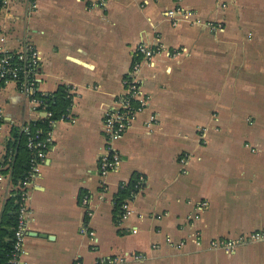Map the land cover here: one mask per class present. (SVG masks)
Returning a JSON list of instances; mask_svg holds the SVG:
<instances>
[{"label": "crops", "instance_id": "crops-1", "mask_svg": "<svg viewBox=\"0 0 264 264\" xmlns=\"http://www.w3.org/2000/svg\"><path fill=\"white\" fill-rule=\"evenodd\" d=\"M6 1L4 47L38 51L42 93L73 90L72 120L53 127L27 188L21 264H264V241L211 246L264 229V0ZM141 43L181 53L142 65L147 104L113 142L119 168L101 176L104 119ZM0 112L1 162L12 126L39 114L14 82L0 86ZM140 176L117 216L120 185ZM20 187L0 173V210Z\"/></svg>", "mask_w": 264, "mask_h": 264}, {"label": "built area", "instance_id": "built-area-1", "mask_svg": "<svg viewBox=\"0 0 264 264\" xmlns=\"http://www.w3.org/2000/svg\"><path fill=\"white\" fill-rule=\"evenodd\" d=\"M7 1L3 0L0 9L5 7ZM93 5L103 6L106 0H93ZM179 9H171L166 12L167 17L174 24L177 22V13ZM185 14V13H183ZM5 35L0 33V86L8 82H14L20 92L25 94L29 103L32 105L33 110L39 114V118H48V124L50 130L46 133L45 137L40 139L38 133L30 135L27 145L30 148L36 149L35 154L31 158L30 169L27 176L21 182L20 203L17 210V224L13 234V246L11 257L8 264H21V258L25 252L24 250V238L26 225L28 220L29 210L26 204L27 200V188L29 187L33 178L37 175L38 167L44 162L47 154V145L52 143V129L55 127L58 121L72 120L70 109L65 117L59 120H51L50 113L45 110V106L42 105L40 100L36 98V94L39 92L44 94L39 89L40 84V61L38 51L30 44L24 45L17 50H11L4 47ZM166 52L168 56H177L181 52L179 50H166L162 45L148 46L146 44H138L135 47L134 54L135 60L132 62L130 69L124 77L123 84L125 86V94L117 99V106L115 109L107 113L104 123L103 131L105 133V152L99 156V173L101 176H106L108 173L115 171L119 168L121 157L119 152L114 148L113 142L120 138L127 128L134 121L137 113L143 109L147 104L149 97L145 96L142 92V81L140 78V71L142 65L152 64L153 59L159 53ZM69 93L72 96L73 90L69 88ZM1 117V112H0ZM24 131L28 132V127H24ZM141 176L136 180L134 190L130 191L128 197L122 201L121 204V218L127 217L131 213L129 207V200L136 197L137 191L141 186ZM126 183H122L120 188L125 186ZM83 206L89 204L88 195H84L81 199ZM83 233H87L91 240L94 239V234L91 231L83 229ZM264 241V229L253 230L248 233L240 234L234 238L219 239L212 242L213 248L222 249L227 252H233L236 247L253 242ZM125 258L122 257H108L101 259L100 264H117L124 262Z\"/></svg>", "mask_w": 264, "mask_h": 264}, {"label": "trees", "instance_id": "trees-1", "mask_svg": "<svg viewBox=\"0 0 264 264\" xmlns=\"http://www.w3.org/2000/svg\"><path fill=\"white\" fill-rule=\"evenodd\" d=\"M3 0H0V6ZM36 98L40 100L45 110L50 113L51 120H59L65 117L72 104V96L69 88L60 86L52 93H37ZM2 120L0 119V126ZM24 127H28V132L24 131ZM50 130L48 118H40L36 121L24 123L20 126H12L9 139L5 145V154L0 162V173L9 174L14 184H19L27 176L30 169L31 158L36 149L27 145L30 135L38 133V137L42 139ZM47 145L46 148H49ZM6 166V167H5ZM137 178L125 184L115 198V212L120 215L121 204L124 198L128 197L130 191L134 190ZM20 191H15L3 208L0 210V264H8L11 257L13 246V234L17 224V210L20 203Z\"/></svg>", "mask_w": 264, "mask_h": 264}]
</instances>
